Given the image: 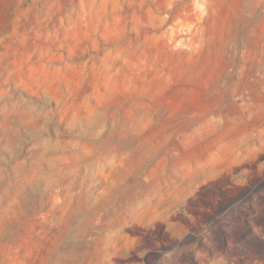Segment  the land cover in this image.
<instances>
[{
    "label": "rangeland",
    "instance_id": "374dc122",
    "mask_svg": "<svg viewBox=\"0 0 264 264\" xmlns=\"http://www.w3.org/2000/svg\"><path fill=\"white\" fill-rule=\"evenodd\" d=\"M0 264H264V0H0Z\"/></svg>",
    "mask_w": 264,
    "mask_h": 264
}]
</instances>
